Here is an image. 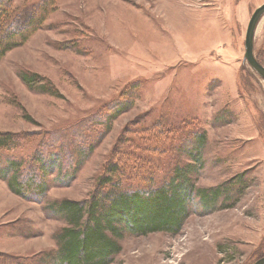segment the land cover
<instances>
[{"label": "rangeland", "instance_id": "374dc122", "mask_svg": "<svg viewBox=\"0 0 264 264\" xmlns=\"http://www.w3.org/2000/svg\"><path fill=\"white\" fill-rule=\"evenodd\" d=\"M39 1L13 0V10ZM263 3L57 0L41 29L0 60V132L64 129L91 117L96 125L113 101L124 99L128 108L107 128H84L90 154L76 157L70 170L54 168L40 201L14 195L0 178V264H53L57 237L69 225L49 205L88 200L107 166L125 154L139 160L134 172L119 164L122 191L163 186L176 166L193 188L177 232L123 231L109 264H252L261 258L264 81L244 62L243 43L250 16ZM253 52L264 67V16ZM201 135L197 162L180 147ZM33 146L9 156L28 155ZM64 173L71 178L65 181ZM215 189L222 195L204 208L201 192Z\"/></svg>", "mask_w": 264, "mask_h": 264}, {"label": "trees", "instance_id": "16d2710c", "mask_svg": "<svg viewBox=\"0 0 264 264\" xmlns=\"http://www.w3.org/2000/svg\"><path fill=\"white\" fill-rule=\"evenodd\" d=\"M56 1L40 0L35 6L15 12L13 0H0V60L41 29L55 11ZM34 80L33 76L26 79L27 82ZM127 108L126 100L113 101L98 124H92L91 117L87 124L76 125L77 129L73 126L34 133L0 132V178L7 181L14 195L40 201L47 189L45 179L54 168L59 172L70 170L76 157L82 160L90 154L92 146L83 143L84 128H107L109 122ZM33 142L28 155L9 156ZM202 144L203 135L191 136L181 144L180 152L198 162ZM138 160L132 154H125L119 159L120 163L112 161L88 200H63L49 205L48 210L63 216L69 225L57 237L58 250L50 258L53 264H109L118 252L116 240L123 231L142 236L156 232L175 233L180 229L193 188L188 174L176 166L171 179L163 186L151 191H122L123 172L119 164L122 162L134 172ZM57 177L66 181L71 174ZM222 192L221 189L208 194L201 192L200 203L204 208L214 205Z\"/></svg>", "mask_w": 264, "mask_h": 264}, {"label": "water", "instance_id": "95a60500", "mask_svg": "<svg viewBox=\"0 0 264 264\" xmlns=\"http://www.w3.org/2000/svg\"><path fill=\"white\" fill-rule=\"evenodd\" d=\"M264 16V3L256 8L248 21L244 36V57L243 60L250 69L264 81V67L256 60L253 52L254 36L261 18ZM252 264H264V257L257 259Z\"/></svg>", "mask_w": 264, "mask_h": 264}]
</instances>
